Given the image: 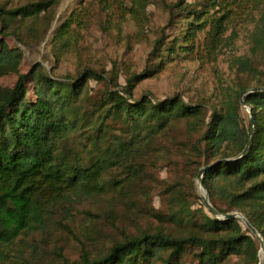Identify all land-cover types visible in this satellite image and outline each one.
Masks as SVG:
<instances>
[{
  "label": "rangeland",
  "instance_id": "obj_1",
  "mask_svg": "<svg viewBox=\"0 0 264 264\" xmlns=\"http://www.w3.org/2000/svg\"><path fill=\"white\" fill-rule=\"evenodd\" d=\"M48 1L0 0V8L10 10ZM177 2L182 8L170 9ZM208 2L148 0L139 24L128 13V0H59L54 9L37 19L8 27L13 32L4 38L5 43L9 49L21 52L22 62L18 72L0 77V92L12 88L17 73L28 72L34 64H41L53 79L61 81L74 80L90 71L97 78H90L84 88L83 109L96 113L109 106V93L125 96L123 89L129 80L147 71L145 79L135 82L132 100L146 97L157 103L180 98L185 105L199 107L200 119L207 122L213 111L225 114L232 109L234 94L242 85L254 86V82L246 83L237 76L233 60L250 54L251 35L259 19L257 12H233L211 51L207 18L209 15L218 19L222 13L210 11L206 15ZM67 22L69 28L59 37ZM159 41L163 45L157 52ZM260 60L264 62V58ZM32 85L31 80L26 84L30 98ZM234 110L240 126L247 129L248 108L239 99ZM108 123L114 133H124L120 118ZM200 129V123L190 127L185 121L170 126L150 147L141 180L138 181V167L132 180H127L122 169L109 171L104 182L115 188L91 198L71 196L47 218L42 230L18 236L7 247L0 264H64L84 257L93 260L107 254L116 242L143 232L189 236L204 232L206 217L222 221L221 217H213L202 202L197 175L205 161L212 163L215 158L194 148ZM66 142L72 151L82 145L78 134ZM214 203L226 209L220 200ZM173 212L184 214L180 225L170 221ZM256 242V264H264ZM168 254L164 252L151 264H163ZM199 254L198 248L187 247L172 263L200 264ZM218 264L255 263L251 256L229 255Z\"/></svg>",
  "mask_w": 264,
  "mask_h": 264
},
{
  "label": "trees",
  "instance_id": "obj_2",
  "mask_svg": "<svg viewBox=\"0 0 264 264\" xmlns=\"http://www.w3.org/2000/svg\"><path fill=\"white\" fill-rule=\"evenodd\" d=\"M128 2V13L141 24L148 0ZM58 3L59 0H49L10 10L0 8V77L18 72L22 62L21 52L9 49L5 43L4 38L13 32L8 27L37 19ZM207 7L206 15L210 11L222 13L218 19L209 15L207 18L211 51L233 12L247 10L259 15L251 35L250 54L233 60L237 76L255 84L242 85L234 94L232 109L225 114L213 111L207 122L200 119L199 107L185 105L180 98L157 103L146 97L132 100L135 82L145 79L147 71L129 80L123 89L125 96L109 93V106L96 113L83 109L84 88L90 78H97L90 71L74 80L61 81L53 79L41 64H34L28 72L17 73L12 88L0 92V260L18 236L42 230L47 218L71 196L91 198L115 188L104 182L109 171L122 169L127 180H132L138 167V181L141 180L152 144L170 126L182 121L190 127L200 123L201 133L194 148L215 158L212 163L205 161L204 167H213L203 175L211 205L219 214L244 215L264 242V62L260 60L264 58V0H209ZM173 8L180 10L182 6L177 2L170 7ZM69 26V22L64 24L58 36ZM162 45L159 41L157 52ZM29 80L33 84L32 98L26 86ZM254 89L257 91L243 97L251 110L253 131L250 147L241 155L251 128L240 126L234 107L242 94ZM115 117L125 125L122 135L114 133L108 123ZM75 134L82 145L72 151L66 141ZM215 200H220L226 209H219ZM183 218V213L169 216L177 225ZM205 219L203 233L175 236L163 231L143 232L116 242L100 258L84 257L64 264H151L166 251L169 254L163 264H173L187 247L200 250V264H218L229 255L251 256L252 262L258 263L257 240L238 220Z\"/></svg>",
  "mask_w": 264,
  "mask_h": 264
},
{
  "label": "water",
  "instance_id": "obj_3",
  "mask_svg": "<svg viewBox=\"0 0 264 264\" xmlns=\"http://www.w3.org/2000/svg\"><path fill=\"white\" fill-rule=\"evenodd\" d=\"M257 91L256 89L254 90H251L249 92H246L244 94H242L241 98H240V103L244 106H246L248 108V111H249V115H250V126H251V129H250V132L248 134V143L245 147V149L243 150L242 154L241 155H244L249 147H250V143H251V138H252V129H253V119H252V115H251V110L250 108L245 104L244 100H243V97L247 94V93H250V92H255ZM213 167V165L211 166H208V167H204V168H201L199 170V173H198V176H197V179H198V183L202 189V191L205 193V197H202V202L204 204V206L206 207V209L208 210V212L213 216V217H221L223 220H226V219H236L240 222H242L244 224V226L249 230V232L258 240L259 244H260V256L262 255L263 256V259H264V242H263V239L261 238V236L258 234V232L256 231V229H254L249 223L248 221L246 220V218L244 216H242L240 213H237V212H233V213H229V214H225V215H220L218 213V211L211 205L209 199H208V195L206 193V190L205 188L203 187V175L204 173L211 169ZM262 259V261H263ZM263 263V262H262Z\"/></svg>",
  "mask_w": 264,
  "mask_h": 264
},
{
  "label": "bare ground",
  "instance_id": "obj_4",
  "mask_svg": "<svg viewBox=\"0 0 264 264\" xmlns=\"http://www.w3.org/2000/svg\"><path fill=\"white\" fill-rule=\"evenodd\" d=\"M201 197H205L204 192H203V193L201 192ZM260 258H261V260H262V259H263V256L261 255Z\"/></svg>",
  "mask_w": 264,
  "mask_h": 264
}]
</instances>
